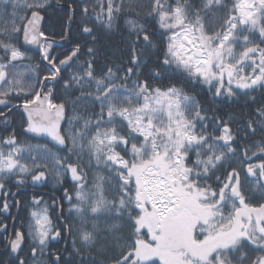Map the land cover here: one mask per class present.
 <instances>
[{
	"label": "snow or ice",
	"instance_id": "obj_1",
	"mask_svg": "<svg viewBox=\"0 0 264 264\" xmlns=\"http://www.w3.org/2000/svg\"><path fill=\"white\" fill-rule=\"evenodd\" d=\"M48 6L49 0H2L11 22L0 29V133H7L0 134V215H11L9 196L18 195L6 181L27 184L30 177L36 186L54 178L61 187L71 182L61 201L70 205L68 217L75 215L80 223L72 253L66 258L63 252H49L47 264H75V257L88 264L84 251L98 244L119 249L113 264H264V204L249 203L250 192H264V160L251 162L264 154V138L244 147L242 156L237 144L258 131L264 137V105L233 132L232 121L203 115L206 109L184 87L149 82L170 70L217 99L264 91V0H231L230 5L228 0H152L143 22L127 19L130 13L121 0L91 5L72 0L62 41L74 46L56 54L57 41L44 30ZM77 12L79 33L92 45L98 31L115 34L123 27L136 37L130 67L106 66L97 73V49L71 36ZM155 28L162 37L159 59L141 79L148 63L142 56L156 47ZM32 49L35 57L29 55ZM33 59L38 62L32 64ZM26 73L33 79L27 87ZM58 86L74 98L62 99ZM82 103L90 105L86 112L74 111L68 118V108ZM17 112L19 133L13 127ZM66 118L67 133L61 126ZM209 119L216 121L211 133ZM28 134L48 137L52 147L22 143L20 136ZM253 147L257 151L249 156ZM93 168L107 175L90 181ZM113 184L116 195L109 200L105 188ZM42 203V197L33 196L35 208ZM61 217L62 204L56 220ZM68 217L57 225L45 206L19 226L14 216L11 225L0 219L8 253L0 264H28L21 256L28 240L31 259L42 264L37 252L43 257L63 238L64 227L73 233ZM125 218L131 230L127 238L117 235L122 226L112 223ZM91 264L98 262L93 258Z\"/></svg>",
	"mask_w": 264,
	"mask_h": 264
},
{
	"label": "trees",
	"instance_id": "obj_2",
	"mask_svg": "<svg viewBox=\"0 0 264 264\" xmlns=\"http://www.w3.org/2000/svg\"><path fill=\"white\" fill-rule=\"evenodd\" d=\"M72 0H59V4L56 3V0H49V6L46 8L44 15V30L46 33L49 34L50 39H54L57 41V44L54 46V54L61 53L65 51L66 49H70L74 46V43H69L68 46L62 47L59 45V41L62 40V34L66 33V22H67V5L71 3ZM96 0H89L90 5L92 3H95ZM121 2L125 6V11L129 12L130 15L127 16V19H136L141 22H143L144 17L151 11L150 4L152 0H121ZM193 3H199L200 0H192ZM229 5L231 4V0H228ZM223 9L220 10L216 15L218 16L220 13H222ZM20 16L25 15L24 11H20L17 13ZM30 15V13H28ZM11 18L7 17L3 14L2 9V0H0V29H2L5 25V23H10ZM80 23V14L77 12L76 14V20L72 24L71 29V36L73 37V40L79 39L81 42H87L86 48L89 46L95 47L97 49L96 52V70L97 73H100L103 69L106 71V66L109 67H117L120 65H123L125 69L127 67H130L131 65L128 63V61L131 59V49L133 41L136 39L134 35L129 36L127 31L121 27V30L115 34H105L102 31L97 32V40L94 45H92L89 41L90 38L87 36H83L79 33L78 25ZM152 29H150L151 31ZM155 31L157 32V35L153 37V43L156 45L155 48H150L144 55L142 56V60L148 61L147 67L144 68V76L141 77V79H144L145 76L155 67V65L158 62L159 57L157 56V52L160 48V41L162 37L159 35V29L155 28ZM256 39V37H253ZM143 44L137 45V48H143ZM29 55L36 56L35 51H30ZM61 59L64 57L61 56ZM84 59H88L87 56L83 57ZM38 61L37 59H33L31 61L32 64H36ZM75 66H73V69ZM23 71V69H21ZM65 75H67V70L65 72ZM150 83L153 84V86L159 85L161 87H164L170 83H176L177 87H184L186 90V94L194 96L195 99L206 109V112L203 113V115H206L207 117H217V118H223L226 121H232V127L233 132H235L236 128L239 126H242V122H247L250 118L251 114L256 111V109L264 105V91L257 88L255 91H249L248 95H241L238 99H229L226 97H220V98H214L210 92L204 87L193 85L190 81L185 82L183 77H180L179 74L172 73L170 70L165 71L164 75L159 80H150ZM25 87L27 85L33 83V79L27 78V73L25 74V79L23 81ZM63 81H61V84ZM93 89L95 85L93 84ZM57 94L62 97V99H73L74 96H68L67 94L63 93L61 88L57 87ZM78 94V93H77ZM60 102V101H56ZM90 107V105H87L85 103H82L77 106L76 109H73L72 107L68 108L67 111V117L71 118L74 111H78L81 114H84L86 112V109ZM21 123V116L20 113H15V122L13 124V127L16 128L17 132H22L23 129L20 127ZM206 126L208 129V132L211 133L213 131V128L216 126V121L209 119L206 122ZM71 127V125L68 123V119H66V123L64 125V131L67 133L68 129ZM7 135V133H0ZM219 134V133H217ZM244 133H239V136H243ZM262 138L259 131L257 132L256 136L249 137L247 140L238 139L237 144L241 145L240 148V155H243L244 147L250 146L254 142H259ZM20 140L22 143L27 144H48V146L51 148L52 145L44 140H38L34 139L28 135H22L20 136ZM53 151L55 149L53 148ZM256 148H251V151H249L248 155L251 156L252 152H256ZM86 159V158H85ZM262 160H264V154L259 155V159H253L251 162L255 164H259ZM237 167H240L241 165L237 163ZM244 167H247V164L243 165ZM107 175L106 172L98 171L96 168H93L91 171V174L89 175V180L91 181L94 176L96 175ZM53 179L50 178L46 184H43V190H47L51 193H53L56 197V201L60 202V206L62 204L63 207V217H61L62 220L57 221V211L52 209L50 204L54 199H52L49 196H45L44 199L49 206H50V214L53 218V222L57 225L62 223L64 220V217H68L70 205L66 200L63 202L61 201V198L63 197L64 188H68L69 190H72V184L70 181H65L63 184V187L58 185H53ZM8 185L12 183V180L6 181ZM30 185L29 183L25 184V186ZM30 194H26V206L25 208L21 209L19 212V215L15 221L16 225L19 226L20 222L23 220L25 223H27L29 213L35 209L33 205L30 204ZM105 195L106 198L111 200L113 196L116 195L115 191V185H110L105 188ZM31 200V199H30ZM3 200L0 199V205H2ZM249 203L250 206L256 207L259 204H264V192H261L260 190L256 189L254 192L249 193ZM48 206V207H49ZM16 211L11 210V215L4 217L0 215V219H6V222L11 225L12 223V217L15 216ZM69 221L73 223L74 230L71 235L68 233L67 227L63 228V238L59 240L58 243L53 242L49 248L46 250L48 252H64L65 246L67 247L68 251L64 253V257H68L70 253H72L73 250V239L77 235V228L79 227L80 218L73 215L71 217H68ZM103 223V221H101ZM112 223H116L122 226L121 231L117 233L119 236H123L127 238L129 235V232L131 231L127 227V220H120V221H112ZM11 228V227H10ZM91 223L88 225V229L90 230ZM10 232V229H9ZM1 236V234H0ZM126 242V241H121ZM4 245L2 242V237H0V249H3ZM29 249V250H28ZM119 249L116 248L113 245H110L108 248H105L102 244H98L95 248L92 249L91 252H89L87 249L84 251V256L88 258V264H91L92 259L94 258L98 264H113L112 257L116 256ZM258 252H251L250 255L256 256L258 255ZM21 256L28 260V264H34V262L31 259V252L30 247H26L21 253ZM46 256V255H45ZM44 256V259H45ZM8 253H3L0 251V259H7ZM47 259V257H46ZM75 264H79V257H75ZM43 264H47V260L43 261ZM156 264H159V261H156Z\"/></svg>",
	"mask_w": 264,
	"mask_h": 264
},
{
	"label": "flooded vegetation",
	"instance_id": "obj_3",
	"mask_svg": "<svg viewBox=\"0 0 264 264\" xmlns=\"http://www.w3.org/2000/svg\"><path fill=\"white\" fill-rule=\"evenodd\" d=\"M60 45V44H59ZM62 46V45H60ZM68 46V45H67ZM62 47H66V46H62ZM28 180H29V184L28 186H25V184H17L15 182V178L12 179V183L10 185L7 184L8 188H10L11 192H14V193H18V195L15 197V200H13V198L11 196H9V201H11L13 203V207L11 210H15L16 213H15V216L16 219L19 215V212L21 211V209L25 208L26 206V194H30L29 197V201H30V204H32V200H33V196H37V197H42L43 198V203L46 202V200L44 199L45 196H49L51 197L52 199H54L55 201V207H54V210L57 211V215L59 214V210L61 209V206H60V202H57L55 199V195L47 190H43V185H36V186H33L31 185L30 183V177H28ZM2 200V199H1ZM18 200L19 201V206H17V204L15 203V201ZM3 202V201H2ZM52 205H53V201L51 202V208H52ZM53 209V208H52ZM62 220V219H61ZM63 222V221H62ZM12 224V223H11ZM10 232H11V228H10ZM3 234H1L0 237H2ZM32 243L31 240H28L27 243L24 244L23 246V250L21 253H23L24 249L26 247H30L29 245ZM29 250V249H28ZM0 251H2L3 253H7L4 248L3 249H0ZM30 252H31V255H32V250L30 248ZM45 254V259H44V256L41 257L40 254H39V251L37 252V256H36V259L38 261H42V264H43V261L44 260H47L46 257H47V254L49 253L46 249L44 250ZM52 253H55L52 251ZM33 261V260H32Z\"/></svg>",
	"mask_w": 264,
	"mask_h": 264
},
{
	"label": "water",
	"instance_id": "obj_4",
	"mask_svg": "<svg viewBox=\"0 0 264 264\" xmlns=\"http://www.w3.org/2000/svg\"><path fill=\"white\" fill-rule=\"evenodd\" d=\"M56 3L59 4V0H56ZM58 43H59L60 45H62V46H67V45H69V43H65V42H63L62 40H60ZM32 51H35V52H36L35 49H32ZM66 119H67V118H66ZM66 119L61 121V126H62V128H64V125H65V123H66ZM28 136H30V137H32V138H34V139L44 140V141H46V142H48V143H50V144L52 145V142L49 140L48 137H33V136H31V134H28ZM60 212H61V209L59 210V213H60ZM65 247H66V246H65ZM64 249H65V248H64ZM64 253H65V252H63V255H64Z\"/></svg>",
	"mask_w": 264,
	"mask_h": 264
},
{
	"label": "rangeland",
	"instance_id": "obj_5",
	"mask_svg": "<svg viewBox=\"0 0 264 264\" xmlns=\"http://www.w3.org/2000/svg\"><path fill=\"white\" fill-rule=\"evenodd\" d=\"M53 185H58V183H57V181H56V179H53V183H52ZM45 206H49L47 203H42L40 206H39V209H42L43 207H45ZM50 206H51V204H50ZM50 206H49V208H50ZM39 209H37V208H35L34 210H39ZM227 214V213H226Z\"/></svg>",
	"mask_w": 264,
	"mask_h": 264
}]
</instances>
